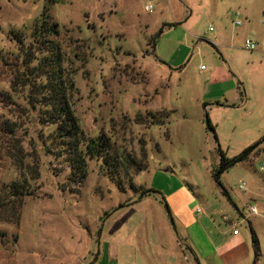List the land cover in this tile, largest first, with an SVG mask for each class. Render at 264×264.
<instances>
[{
	"label": "rangeland",
	"instance_id": "rangeland-1",
	"mask_svg": "<svg viewBox=\"0 0 264 264\" xmlns=\"http://www.w3.org/2000/svg\"><path fill=\"white\" fill-rule=\"evenodd\" d=\"M147 4L152 6L150 12L143 9ZM244 8L247 20L264 28V0H0V93L9 90L14 58H23L15 36L23 40L24 49H30L32 25L47 9L51 21L60 27L56 41L74 83L70 101L83 132L89 137L109 135L116 146L130 152H137L138 140L144 139L148 168L135 175L133 182L159 194L141 196L129 188L121 191L96 160L87 161V175L79 187L69 179L64 157H57L56 151L47 153L36 134L19 130L15 136L21 140L29 166L24 171L29 195L23 198L19 225L0 224V258L6 254L8 261L14 260L15 253L33 264L91 262L97 256L103 212L110 211L117 214L115 220L130 213L129 220L141 221L133 239L140 260L144 253L148 261L162 253L165 259L193 264L192 254L198 256L171 208L179 205L192 207L191 216L199 209L202 214L195 216L204 217L200 221L204 232L189 228L198 245L205 237L218 243L216 229L224 227L221 218L227 208L247 216L259 243L256 260L251 231L241 225L252 254L250 263L264 264L263 214L249 215V206L259 209L264 200V82L261 95L262 80L256 78L260 70L264 73V59L253 64L252 52L238 44L226 48L209 43L216 32L237 30L231 21L242 22L235 13ZM173 16H182L181 24L168 26L177 21ZM216 64L230 71L234 85L240 83L249 106L233 101V90L220 100L226 107L211 112L203 109L200 97L208 72ZM201 66L206 70L201 71ZM159 110L168 111L163 126L135 124L137 115ZM208 121L216 140L207 128ZM42 134L46 136L47 130ZM255 144L257 154L250 160L214 179L219 151L232 158ZM32 170L37 171V179H30ZM19 175L2 149L0 185ZM240 182L244 190L239 189ZM38 217L48 218L44 223L50 243L44 252L30 254L33 238H41ZM99 249L102 254V243Z\"/></svg>",
	"mask_w": 264,
	"mask_h": 264
},
{
	"label": "trees",
	"instance_id": "trees-1",
	"mask_svg": "<svg viewBox=\"0 0 264 264\" xmlns=\"http://www.w3.org/2000/svg\"><path fill=\"white\" fill-rule=\"evenodd\" d=\"M172 25L174 23L168 26ZM59 34L58 23L52 22L47 9H44L32 25L30 49H24L23 40L18 34L15 36L23 58H14L9 90L0 93V141L3 144L0 151L3 149L4 155L17 167L20 175L11 183L0 185V224L19 225L23 198L29 195V183L24 174L29 166L24 160L26 154L21 140L15 136L19 130L25 135L36 134L47 153L56 151L57 157H64L70 168L69 179L79 187L87 175V161L96 160L100 162L104 175L115 182L121 191L129 188L141 193V196L148 192L157 193L143 190L133 182L135 175L148 168L149 155L144 139L138 140L137 152H130L116 146L109 135L99 133L89 137L83 132L70 101L74 83L70 72L63 65V52L56 41ZM152 42L153 49L154 37ZM167 112H147L142 117L137 115L134 121L135 124L163 126ZM207 128L216 140L214 128L209 121ZM42 130H47L46 136H43ZM257 146L251 145L232 158H226L219 151L220 162L214 172V179L217 181L220 173L235 164L250 160L257 154ZM37 178V171L32 170L30 179ZM110 213H104L103 219ZM250 231L257 260L258 243ZM188 251L192 254L191 250ZM193 258L197 261L194 255Z\"/></svg>",
	"mask_w": 264,
	"mask_h": 264
},
{
	"label": "crops",
	"instance_id": "crops-1",
	"mask_svg": "<svg viewBox=\"0 0 264 264\" xmlns=\"http://www.w3.org/2000/svg\"><path fill=\"white\" fill-rule=\"evenodd\" d=\"M235 15L236 17L240 16L243 20L242 22L248 21L247 10L245 8L242 12L237 11ZM181 19L182 16L175 19L177 21H174V25L181 24ZM237 22H239V24H237ZM242 22L239 19L232 20L231 24L234 27H238L236 28L237 30L228 31L225 28L223 29V31L216 32L212 34L209 43L213 47L232 48V43H234L235 45L238 44V46L241 47V44L245 39H250L256 45L253 51H249L252 52L251 57L254 60L253 64H255L256 62L262 63L264 59V28H258L257 24L253 25L250 21L246 23ZM262 25H264V19L262 20ZM210 31H212V29ZM200 70L204 71L206 70V68L204 67ZM254 71L257 72L259 70L255 69ZM229 72L222 64L213 65L211 70L208 72V77L204 84L203 93L200 97V101L203 102L202 107L204 110H208L209 112H211V110L215 107H226L227 105L221 103L220 100L222 98H225L233 90H235L236 93L232 95V100L239 101L241 105L247 104V106H249V99H245V95L243 93L241 94V90H243V88L240 86V83H238V85H234L232 81L233 79L231 77L232 74L230 75ZM256 78H260L262 80L260 85L258 86V89H260L259 92L262 95V82H264L263 70H260L256 74ZM249 112L251 113L252 111L249 110ZM155 201H160L159 204L161 203L160 205H163L161 200L155 199ZM169 202L172 205L170 200ZM176 207L177 209L174 206L171 207L173 208L172 210L174 218L177 219V222L185 233L188 242L191 244L193 250L198 256V261H195L192 254L193 264H251L250 262L252 254L247 248L248 238L246 235H244L243 232H241L240 229L241 225H243V227H246L249 231L251 227H253L252 222L248 221L247 216L245 217V215H242L240 212L237 213V215L233 214L227 208V210L225 211L226 213L223 214L222 217L227 216L228 221H223L221 218L224 227H219L217 229L215 228L217 230L215 234L218 236V243H212L211 238L205 237L204 243L202 245H198L196 241L193 240L194 237H196V234H190L189 228L194 226V232H196V228L204 232V225L200 222L204 219V217H198L194 214H202L201 211L197 212L196 210H194L192 217L190 215L192 207L189 209L184 207L185 210L179 205H177ZM251 207H254V205H250L249 210ZM254 208L256 210L255 213H250L249 215H256L258 212H260L258 213L259 215L263 214V217H261L260 220L262 221V223H264V200L260 202L259 209H257L256 207ZM106 212L110 211L103 212V216ZM114 213L115 212H111L104 220L101 219V228L99 233L97 234L98 237L96 236L97 243L95 247H97V256H95L91 262H87L86 264H183L182 259H165L167 256L162 253L160 257L157 256V258H151V260L148 261L146 254L143 252L144 254H142V257H144V260H140V249H138V246L133 239L135 237L137 227H139L141 221L138 219H135L134 221L129 220L132 217L130 213L115 220L114 217H116L117 214ZM103 216L100 217L102 218ZM100 217H98V220ZM37 219L38 221L36 223V226L40 231L41 238L37 240L33 238V249L30 247V254L31 251L33 252V250L44 252L49 247L48 245L50 243L47 240L48 227L46 226V223H44V221L48 220V218L38 217ZM233 229L238 230L237 235L232 234ZM260 230L264 234V225H262ZM57 240H59V238H57L56 241ZM99 240H102V242L98 243ZM51 243L53 244L54 242ZM100 243H102V254L100 253L99 249ZM204 244L206 246V249L203 246ZM198 246H201V248H199ZM89 251L90 249H88L87 253ZM13 255L15 259L8 261L7 255L3 254V256H1L0 258V264H33L32 260H27L23 255L22 259H20L19 257L17 258L15 253ZM51 264L69 263L61 262L58 260L57 262L52 261Z\"/></svg>",
	"mask_w": 264,
	"mask_h": 264
},
{
	"label": "built area",
	"instance_id": "built-area-1",
	"mask_svg": "<svg viewBox=\"0 0 264 264\" xmlns=\"http://www.w3.org/2000/svg\"><path fill=\"white\" fill-rule=\"evenodd\" d=\"M143 9L146 12H150L152 10V6L150 4H147V5H145L143 7ZM237 24H239V22H237ZM209 29L211 30L212 28L210 27ZM241 47L244 48L247 51H253L255 49L256 45H255V43L252 40L245 39L243 41V43L241 44ZM203 68L204 67L202 66L200 69H203ZM238 186H239V189H241V190H244V188H245V184L243 182H240ZM249 211H250V213H255L256 210H255L254 207H251ZM197 212H200V210L197 209ZM222 220L223 221H228V217L227 216H223ZM232 234L233 235H237L238 234V230L237 229H233L232 230Z\"/></svg>",
	"mask_w": 264,
	"mask_h": 264
},
{
	"label": "water",
	"instance_id": "water-1",
	"mask_svg": "<svg viewBox=\"0 0 264 264\" xmlns=\"http://www.w3.org/2000/svg\"><path fill=\"white\" fill-rule=\"evenodd\" d=\"M168 209V208H167ZM168 214H169V211L167 210Z\"/></svg>",
	"mask_w": 264,
	"mask_h": 264
}]
</instances>
